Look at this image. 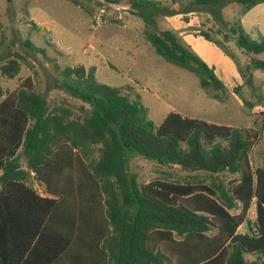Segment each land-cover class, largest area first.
Masks as SVG:
<instances>
[{"label":"trees","instance_id":"1","mask_svg":"<svg viewBox=\"0 0 264 264\" xmlns=\"http://www.w3.org/2000/svg\"><path fill=\"white\" fill-rule=\"evenodd\" d=\"M229 3L240 6L232 22L221 15ZM261 3L188 0L163 13L204 11L212 18L211 31L222 41L202 30L204 23L194 29L195 35L234 61L242 83L231 93L249 111L264 104L253 74H264V57H254L264 56V38L251 39L239 17ZM127 8L143 21L145 39L158 56L194 74L207 95L211 90L228 94L214 69L177 31L157 28L154 13L164 9L160 1L127 0ZM183 20L188 21L186 16ZM230 43L248 57L246 64L236 61ZM16 58L0 66L1 75L13 79L18 74ZM60 76L62 88L84 105L78 117L71 118L62 107L49 109L31 77L11 91L0 84V264H6L5 227L30 225L31 215L37 225L23 244L32 251L53 242L54 264H264V167H253L250 160L261 134L257 128L217 125L176 112L155 126L138 100L120 87L98 82L94 66L65 67ZM244 87L254 101L242 96ZM128 153L191 176L183 183L155 180L140 185L127 171ZM195 173L211 180L198 179ZM225 173L235 177L223 181L220 175ZM30 179L54 198L39 197ZM252 205L255 221L250 225ZM243 223L248 230L239 233ZM48 228L54 230L49 238ZM23 255L19 259L26 264L30 252L24 260Z\"/></svg>","mask_w":264,"mask_h":264},{"label":"rangeland","instance_id":"2","mask_svg":"<svg viewBox=\"0 0 264 264\" xmlns=\"http://www.w3.org/2000/svg\"><path fill=\"white\" fill-rule=\"evenodd\" d=\"M149 1H160L164 7L154 13L157 28L175 30L168 27L163 13L179 9L188 0ZM239 10L238 4L229 3L221 9V15L225 21L232 22ZM186 18L194 23L189 31H195L204 23L201 29L210 30L214 39L222 41V36L211 31L215 30V23L206 12L190 14ZM169 22L175 25L176 19ZM143 30V21L127 8V0H0V66L16 55L19 57L16 58L18 74L8 79L0 73V84L5 91H11L20 80L31 77L36 90L45 96L49 109L65 108L71 118H75L81 115L79 109L84 105L62 88L60 73L65 67L94 66L98 82L120 87L130 99L138 100L147 109V119L155 126L169 112H176L217 125L257 128L261 134L250 160L253 167L264 165V135L261 132L264 116L258 115L256 106L249 111L226 87L228 94L211 90L207 95L194 74L156 54ZM251 39L259 41L262 38L253 29ZM26 44L43 52H35ZM228 45L236 61L240 65L246 64L248 57L240 56L232 43ZM226 57L237 71L234 61ZM254 57L263 58L262 55ZM253 74L255 86L260 87L264 98L263 73L255 71ZM255 92L258 93L256 89ZM241 94L249 101L255 100L248 87H244ZM126 168L136 175L140 185L155 180L183 183L191 176L176 167L168 168L132 153L127 155ZM194 175L206 182L211 180L204 173ZM220 177L227 181L235 176L225 173ZM237 211L230 212L235 214ZM253 212L251 207L248 220H254ZM240 230L245 231V228Z\"/></svg>","mask_w":264,"mask_h":264},{"label":"crops","instance_id":"3","mask_svg":"<svg viewBox=\"0 0 264 264\" xmlns=\"http://www.w3.org/2000/svg\"><path fill=\"white\" fill-rule=\"evenodd\" d=\"M190 15V14H187ZM183 14H176L172 17L164 16L168 27H172L177 30L182 37V39L190 46V48L209 66L214 67V73L218 77V79L223 83V85L228 89L232 90L235 86L240 85L242 80L236 71L232 62L222 54L215 46H213L208 41L204 40L201 36L195 35V31H189V27L194 26L192 19H188L187 22L183 20V16H187ZM178 17V18H176ZM237 18V17H236ZM171 19H176V24L173 25L169 21ZM181 19V20H180ZM240 24L243 30L251 37L253 35V29L257 31L260 38H264V3L258 4L252 7L249 11L239 17ZM172 25V26H171ZM263 56V55H262ZM264 57V56H263ZM262 77L263 74L261 75ZM264 91V85H263ZM257 112H264V104L261 106L255 107ZM256 112V113H257ZM255 113V112H253ZM253 151V150H252ZM264 157V154H263ZM20 163L24 165V159L22 156L19 157ZM264 167L263 164L255 165V167ZM29 185L32 187L33 191L39 197H47L54 198L51 195H47L45 192L44 185L38 183L34 179L29 180ZM254 209V205H252ZM250 207V208H251ZM37 214V213H36ZM35 214V215H36ZM255 216V210L253 212ZM253 216V217H254ZM30 225L26 224H17V226L12 229L10 226H6L3 231L4 243L2 250L5 256L6 264H21V260L19 259L21 254H24L23 260L26 258L27 254L30 252L29 260L26 264H50V253L52 255V263L54 256V246L53 242L51 243V247L49 243L47 246H38L35 250L30 251V249H26L23 242H26V239L31 235L33 228L37 225V220L35 217L31 215ZM35 218V219H34ZM247 222L252 225L254 220L249 219L247 217ZM242 231L240 229H244ZM248 230V224L243 223L239 228V233H245ZM50 233V234H49ZM48 238L49 235L53 236L54 230L53 228H48ZM51 239H53L51 237ZM25 252V253H23ZM41 254V255H40ZM41 256V257H40ZM42 262V263H41Z\"/></svg>","mask_w":264,"mask_h":264},{"label":"built area","instance_id":"4","mask_svg":"<svg viewBox=\"0 0 264 264\" xmlns=\"http://www.w3.org/2000/svg\"><path fill=\"white\" fill-rule=\"evenodd\" d=\"M254 221H255V216H254Z\"/></svg>","mask_w":264,"mask_h":264}]
</instances>
